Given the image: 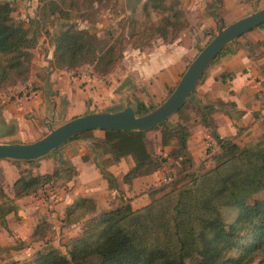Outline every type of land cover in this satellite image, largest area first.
<instances>
[{
  "label": "rangeland",
  "instance_id": "1",
  "mask_svg": "<svg viewBox=\"0 0 264 264\" xmlns=\"http://www.w3.org/2000/svg\"><path fill=\"white\" fill-rule=\"evenodd\" d=\"M1 1L10 2L12 21L28 26L36 36L29 48L27 77L12 84L0 85V142L32 141L44 135L49 130V125L42 120L45 99L48 98L54 102L53 116L49 117L48 114L51 127L85 111L117 109L123 106L128 98L133 103L135 114L146 112L169 93L187 62L216 32L218 23L214 15L219 17L224 25L264 6V0H148L161 5L158 12L151 11L153 17L163 15L167 18L169 33L166 38L162 39L154 34L148 37V43L144 45L126 43L121 49V56L105 71H101L90 62L67 69L55 66L51 55L53 35L67 24H71L76 28L87 29L101 40L126 38L128 23L134 18H142L140 6L147 0H75L71 3H62L61 0H0V3ZM50 2L55 3L58 10L52 6L55 8L52 12ZM256 29V26L252 27L228 42L230 47L223 53L242 46L252 51L253 45L261 42L253 40ZM176 45L181 46L182 48L177 49L183 51L181 65L179 68L176 66V80L164 86L167 83V74L162 72L157 76L141 78V67L145 61H150L151 50L163 46L169 49ZM212 62L206 66L203 77L195 83L184 103L165 118L166 125L159 122L143 130L147 149L158 158L165 156L156 168L161 172V176H156L143 186L139 184L132 190L135 192L134 196L145 193V203L149 201L150 193L157 196L169 189L181 168L178 161L168 155L170 149L175 147V138L165 145L161 144L165 134L161 132L160 127L170 129L178 127V124L184 127L193 125L197 108L201 110L195 99L198 85ZM78 68L86 71V75L73 78L68 76L70 70ZM71 81L74 85L72 89ZM80 101H83L84 108L77 110L80 108L77 106ZM74 103L75 108L72 107ZM89 130L86 134L82 135L80 132L65 140L68 146H61L60 154L50 152L31 161L15 160V166L11 165L10 159L0 158V162L10 163L4 175L0 169V205L5 203V206L14 207L0 215V264H9L12 260L30 264L36 252L52 251L63 254L70 239L80 234L89 217L97 216L103 210L128 201L123 190L117 186L116 180L115 187H110L107 179L100 175L103 187L100 183L94 184L101 186L96 188L98 194L94 197L85 195L88 199L79 204L80 197L83 196L79 191L74 193L73 186L77 184L78 177L71 157L79 154L80 159L84 156L90 163L96 160L99 162V171L100 168L105 170L104 167L112 161L111 155L105 150L106 144L102 141L103 129ZM258 136L252 141H256ZM245 140L239 144L251 141L247 138ZM218 151L217 141L213 143L206 140L203 156L192 161L190 169L199 170L200 163L204 167L209 166L212 164L211 156ZM151 168L147 167V172L156 170ZM126 170L127 168H124L118 175L121 184L127 182L122 180ZM20 172L24 176L45 173L51 175L27 193L15 195L18 183L14 185L13 180ZM142 173L146 172L141 169L137 174ZM22 196L28 197L29 200L23 203L25 209L19 213L17 198ZM255 196L264 197V189ZM129 204L132 208L143 205L132 206L130 202ZM221 211L225 223L230 222L236 212L234 208H222ZM196 257L197 255L190 257L188 262Z\"/></svg>",
  "mask_w": 264,
  "mask_h": 264
},
{
  "label": "trees",
  "instance_id": "2",
  "mask_svg": "<svg viewBox=\"0 0 264 264\" xmlns=\"http://www.w3.org/2000/svg\"><path fill=\"white\" fill-rule=\"evenodd\" d=\"M73 1L61 0L62 3ZM50 4L53 12L57 6ZM160 7L148 0L142 4L143 16L130 20L126 38L101 40L85 28L67 24L51 39L54 65L67 69L90 62L105 71L121 56L126 43L144 45L154 34L165 39L169 33L167 18L152 16V11L158 12ZM11 10L9 1H1L0 85L27 77L29 48L36 36L28 26L12 21ZM229 47H222L211 62ZM206 108L204 105L200 110L201 121L205 123ZM177 126L160 127L165 134L161 144L175 138V147L168 155L181 167L169 189L157 196L150 193L149 201L139 207L132 208L126 201L89 217L80 234L70 239L65 253L36 252L30 264H264V197L255 196L264 189V129L256 141L242 144L232 137H218L213 131L219 151L211 156L212 164L204 167L200 163L195 171L190 169L192 158L186 148L188 127ZM102 131L105 150L112 160L126 154L133 157V164L122 176L124 181L141 169L145 172L147 167L156 169L165 159L147 149L145 131ZM11 162L16 164L15 160ZM100 171L108 186L115 187L113 175L101 168ZM50 175L24 176L20 172L13 180L14 185L18 183L15 195L27 193ZM87 199L80 197L79 204ZM13 208L1 204L0 215ZM222 208L236 211L228 223L223 220ZM194 255L197 257L188 262ZM9 264L21 263L12 260Z\"/></svg>",
  "mask_w": 264,
  "mask_h": 264
},
{
  "label": "crops",
  "instance_id": "3",
  "mask_svg": "<svg viewBox=\"0 0 264 264\" xmlns=\"http://www.w3.org/2000/svg\"><path fill=\"white\" fill-rule=\"evenodd\" d=\"M256 28V36L253 40L254 42L261 41L260 44L253 45L252 51L242 46L236 50L221 53L209 65L206 75L199 82L195 99L201 106L200 109L207 105L204 110L206 123L201 121L200 110L197 108V114L193 117L195 120L193 125L188 127L186 138V148L192 161L203 156L206 140L216 142L213 131L218 137H232L239 143L246 141L245 138L255 139L264 128V116L262 117L264 107L261 109L258 103V94L264 92V24L256 26ZM180 47L176 45L168 49L163 46L151 50L149 52L150 61L144 60L145 64L141 67V78L157 76L158 73L162 72L167 74V83L164 86L171 84L178 77L176 66L179 68L181 65L183 51L177 49ZM220 73H222L221 76ZM73 86V81H71L70 89ZM68 92L70 93V91ZM78 105L80 108L77 110L84 108L83 101L78 102ZM74 106L75 103L72 107ZM70 160L77 170L78 177L77 184L73 186L75 188L74 193L79 191L81 196H96L98 194L96 188L102 186L103 180L96 163L94 161L90 163L87 159H80L79 154L71 157ZM8 162H0L2 175L5 174L6 168L10 164ZM132 164L131 155L126 154L109 162L104 169L113 175L117 186L123 190L132 206H138L145 203V193L134 196L135 192L132 190L139 184L143 186L145 183H150L156 176L159 178L161 172L156 169L137 174L132 179L127 180L125 184H121L118 175L124 171V168H128ZM11 165L15 166L12 162ZM95 183H100L101 186H94ZM65 196L69 198L67 194ZM17 199L19 202L17 211L20 213L22 209H25L23 203L29 199L25 196Z\"/></svg>",
  "mask_w": 264,
  "mask_h": 264
},
{
  "label": "water",
  "instance_id": "4",
  "mask_svg": "<svg viewBox=\"0 0 264 264\" xmlns=\"http://www.w3.org/2000/svg\"><path fill=\"white\" fill-rule=\"evenodd\" d=\"M218 23L216 32L203 44L195 55L187 62L169 93L154 107L142 114H135L131 100L114 110H93L74 115L55 127L50 126V118L54 112V102L45 99L43 107L44 123L49 130L32 141L0 142V158L10 160H33L47 153L60 154V148L67 145L68 138L89 129L136 130L143 131L161 122L175 112L191 94L199 76L218 51L246 30L264 22V6L244 14L224 25L216 15Z\"/></svg>",
  "mask_w": 264,
  "mask_h": 264
},
{
  "label": "built area",
  "instance_id": "5",
  "mask_svg": "<svg viewBox=\"0 0 264 264\" xmlns=\"http://www.w3.org/2000/svg\"><path fill=\"white\" fill-rule=\"evenodd\" d=\"M85 75H86V71H83L82 69H79V68L70 70L69 73H68V76L71 77V78L79 77V76L82 77V76H85ZM258 98H259V102L258 103H259V105L261 106V109H262L264 107V92H260L258 94ZM262 113H264V112H262Z\"/></svg>",
  "mask_w": 264,
  "mask_h": 264
}]
</instances>
